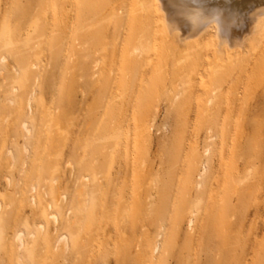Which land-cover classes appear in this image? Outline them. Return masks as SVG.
I'll return each mask as SVG.
<instances>
[{
    "label": "rangeland",
    "instance_id": "obj_1",
    "mask_svg": "<svg viewBox=\"0 0 264 264\" xmlns=\"http://www.w3.org/2000/svg\"><path fill=\"white\" fill-rule=\"evenodd\" d=\"M169 1L0 0V264H264V18Z\"/></svg>",
    "mask_w": 264,
    "mask_h": 264
},
{
    "label": "bare ground",
    "instance_id": "obj_2",
    "mask_svg": "<svg viewBox=\"0 0 264 264\" xmlns=\"http://www.w3.org/2000/svg\"><path fill=\"white\" fill-rule=\"evenodd\" d=\"M160 1V0H159ZM169 1V0H167ZM171 1V0H170ZM169 1V2H170ZM160 3L159 5H163L165 3H162L161 2H158ZM210 3L212 4L211 7H214V8H219V9H222L223 10V13H224V17L226 20H232L233 18L235 19V24L232 25L231 27L227 28L224 32L221 33L222 37L224 38L222 41L223 42H229V40H231L230 42H232V40H236L238 42H242L241 44H243V39L251 34V33H254V31L256 30L255 27L257 26L256 23H258L262 18H264V0H210ZM168 4V3H167ZM209 4V3H208ZM164 8V7H163ZM162 8V9H163ZM165 19V18H164ZM167 23H169V25L171 24H174L175 26L178 27L179 31L180 29L182 30L183 32V35H182V39H188L189 37H193V35L195 33H199V34H196V35H202V33H200V30H197L195 33L191 30V27L186 25V23L177 15V10L174 14H170L168 13L166 15V19ZM263 20V19H262ZM261 22V21H260ZM259 22V23H260ZM258 25H261V23ZM167 25V24H165ZM168 25V27H170ZM173 25V26H174ZM171 26L169 29L170 31L171 28L173 27ZM167 27V26H166ZM260 27V26H259ZM257 28V27H256ZM173 29V28H172ZM174 32V31H173ZM171 33V34H174V33ZM203 32V31H202ZM194 33V34H193ZM207 33V32H206ZM209 33V32H208ZM207 33V34H208ZM193 34V35H192ZM206 34V35H207ZM196 35H194V37H196ZM205 34L202 35V39L203 37L206 38L204 36ZM215 35V34H214ZM197 36V39L199 40L200 38V41L202 40L201 37ZM216 36V35H215ZM189 38L188 40H191V41H195V40H192L194 39L193 38ZM199 37V38H198ZM217 41V37H214ZM221 38V36H220ZM196 39V38H195ZM197 39L196 41L193 43V46L197 45L196 47L200 46V45H203V44H200V42L198 43L197 42ZM205 40V39H204ZM245 40V39H244ZM181 41V39H180ZM185 41V40H184ZM183 41V42H184ZM202 42V41H201ZM218 42V41H217ZM219 43V42H218ZM235 43V42H234ZM199 44V45H198ZM213 44V43H212ZM216 44V43H215ZM224 43H222L220 46L218 44L219 47L223 46ZM241 44H239L241 46ZM209 45V44H208ZM229 46V44H225V46ZM203 46H206L203 45ZM217 46V44H216ZM217 46V47H218ZM227 46V47H228ZM233 46V45H232ZM231 46V47H232ZM230 47V48H231ZM201 48V46L199 47ZM222 48V47H221ZM217 51H219V53H221V50L224 49L225 50V47L223 46V48ZM241 48V47H240ZM202 49V48H201ZM218 49V48H216ZM232 49V48H231ZM197 50V48H196ZM223 50V52H224ZM222 52V53H223ZM217 52L215 51V54ZM221 53V55H222ZM224 54V53H223ZM221 57V56H220ZM224 58V57H223ZM218 59V58H216ZM222 59V57H221ZM220 59V60H221ZM3 61L5 60L4 58L2 59ZM31 100H28V104L27 106L29 107H32V103L29 102ZM10 102H12V100H10ZM23 129L25 130V132L29 133L30 130L28 128V126L26 125V123L23 124ZM27 151V150H26ZM13 155L11 154V157ZM52 219L54 220L55 223H59V219H57V215H52ZM193 221V220H192ZM16 241H17V244H18V247H19V260H21L20 264H26L25 263V260H24V257H23V247L25 245L24 243V234L23 232L19 233L17 235V238H16ZM68 242H69V237L66 235V234H62L60 235V237H58L57 239V245H56V251L57 252H66L68 251ZM159 246V245H158ZM157 247V246H156ZM158 252V251H157ZM156 254V253H155ZM23 260V261H22Z\"/></svg>",
    "mask_w": 264,
    "mask_h": 264
},
{
    "label": "clouds",
    "instance_id": "obj_3",
    "mask_svg": "<svg viewBox=\"0 0 264 264\" xmlns=\"http://www.w3.org/2000/svg\"><path fill=\"white\" fill-rule=\"evenodd\" d=\"M207 3L208 0H174L177 15L191 27L193 32L203 29L202 33H205L211 30L220 44L221 33L234 25L235 19L226 20L222 9H209ZM177 32H179L178 27Z\"/></svg>",
    "mask_w": 264,
    "mask_h": 264
}]
</instances>
